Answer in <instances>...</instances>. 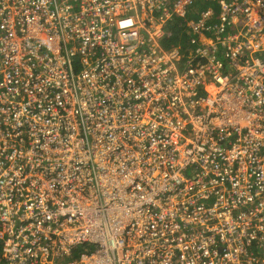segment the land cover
<instances>
[{"label": "built area", "instance_id": "obj_1", "mask_svg": "<svg viewBox=\"0 0 264 264\" xmlns=\"http://www.w3.org/2000/svg\"><path fill=\"white\" fill-rule=\"evenodd\" d=\"M203 1L0 0V264H264V0L165 48Z\"/></svg>", "mask_w": 264, "mask_h": 264}, {"label": "trees", "instance_id": "obj_2", "mask_svg": "<svg viewBox=\"0 0 264 264\" xmlns=\"http://www.w3.org/2000/svg\"><path fill=\"white\" fill-rule=\"evenodd\" d=\"M207 4L202 6V9L216 7L217 0H207ZM192 20L191 16H177L172 21H170L167 25L168 36L167 39L164 40L163 46L167 49H173L176 47H186L189 40L191 39V34L189 30V22ZM83 246H80L78 249L74 251L75 256L86 250Z\"/></svg>", "mask_w": 264, "mask_h": 264}, {"label": "clouds", "instance_id": "obj_3", "mask_svg": "<svg viewBox=\"0 0 264 264\" xmlns=\"http://www.w3.org/2000/svg\"><path fill=\"white\" fill-rule=\"evenodd\" d=\"M206 1H207V0H204L203 2H205V3L207 4ZM203 5H204V4H203ZM203 5H200V6L196 5V6H195V8L198 6L197 9H196V11H195V14H197L199 10H200V11H205V10L210 9V8H213V9H216V8H217V3H216V7H210V8H208V5H207V8H206V9H202V6H203ZM167 36H168V31H167ZM167 36H166L165 39H167ZM165 39H164V40H165ZM163 42H164V41H163Z\"/></svg>", "mask_w": 264, "mask_h": 264}, {"label": "rangeland", "instance_id": "obj_4", "mask_svg": "<svg viewBox=\"0 0 264 264\" xmlns=\"http://www.w3.org/2000/svg\"><path fill=\"white\" fill-rule=\"evenodd\" d=\"M203 4H206V3H205V2H200V3L198 4V6L203 5ZM198 6H197V7H198ZM197 7L194 8V9L192 10V12H191V14H190L191 17L195 16V11H196ZM199 11H200V10H199ZM199 11H198V12H199Z\"/></svg>", "mask_w": 264, "mask_h": 264}]
</instances>
